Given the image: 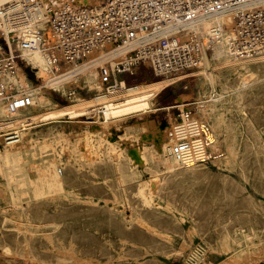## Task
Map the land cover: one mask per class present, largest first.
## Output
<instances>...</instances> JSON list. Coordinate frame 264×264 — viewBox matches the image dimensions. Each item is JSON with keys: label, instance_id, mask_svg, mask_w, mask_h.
<instances>
[{"label": "rangeland", "instance_id": "374dc122", "mask_svg": "<svg viewBox=\"0 0 264 264\" xmlns=\"http://www.w3.org/2000/svg\"><path fill=\"white\" fill-rule=\"evenodd\" d=\"M102 1L98 0L97 4H100ZM84 2L86 5H93L89 4L87 0H84ZM207 53L212 59L213 51ZM257 57L260 56L255 55L254 58L256 60L253 58L256 64L251 59L244 67L223 69L222 74L216 81V92L217 94H223L224 97H221V99L211 106L209 103L204 105H207L209 109L208 115L210 118L208 116V121L210 125L218 128L214 131L216 143L208 148L210 151H208L207 158L204 159L205 161L202 160L196 166L197 168L188 169L189 171L182 170L175 174L160 173L162 186L157 196H151L150 189H148L147 182L150 181V176L137 171L136 167H143V164L139 163L138 158L131 162V165L128 163L129 161L125 155V159H122V165L119 167V165L115 164L112 157L107 154L106 147L95 149L88 146L89 149L87 148L85 155L82 156L80 154L79 149L82 143L79 145V141H84L83 137L85 135L92 137L93 140L98 139V136L89 133V127L98 124V116L94 115V113L89 115V117H86L87 115L85 117L79 116L76 119L65 117L61 120L62 122L49 123V125L47 123L50 121H37L24 128L22 139L24 140L26 134L31 135L34 146L26 150L22 149L19 157L11 160L9 163H5L4 159H0V205L2 206H0V264H59L60 262L62 264H94L96 261L97 264H252V262L253 264H264V59H258ZM211 63L215 65L213 60H211ZM198 72L199 70L196 68L175 77L173 84L158 93L153 102L145 108L126 114L115 120H110L108 123L111 126L109 135L122 137L124 145L133 151L135 146L138 145L134 138L141 134V130L140 132L137 131L141 123L148 122L154 130H157L158 126L167 124L170 118L181 114V105H189L186 108L190 109L191 113L199 114V105L196 102L197 95L200 92L204 99H207L211 93V87L206 83H201L203 81L199 80ZM121 78L126 79L128 85L133 87L143 83H157L158 81L169 79L154 78L151 70L146 66H141L134 77L125 75ZM242 78H248L250 84L241 89L239 95L236 92L240 88L239 84ZM96 82L90 84L88 76L87 78L84 76L79 79L77 84L72 85L74 89H77V96L72 99L65 98L63 93L44 89V96L50 99V103L47 104L41 100L39 101V105L34 107L35 109L27 110L23 112V115L28 118L34 113H43V111L46 112L58 106L63 108L66 105L75 104L82 99L96 97L102 88V85ZM38 95V97H41V94L38 93ZM230 96L233 97L231 98ZM229 98L232 100L230 101ZM246 116L247 118H245ZM234 134L236 137L233 136ZM62 135H67L68 138L63 139ZM43 140H51L52 146L46 148ZM254 140L258 141L255 142ZM0 146L6 147L1 140ZM250 148L251 151H249ZM102 150L104 151L102 152ZM232 151L240 156L235 157L236 155ZM246 151L249 152L246 153ZM45 161H56V163L46 170L50 179L55 171L59 173V179L63 183V188L57 186L48 188L43 181L38 180V168H42L41 164ZM246 162L250 164H246ZM244 164L248 166H243ZM258 164H260V167ZM219 165H221L222 169L218 167ZM157 167L155 163L150 164V169L154 171H158ZM182 172L186 173L183 174ZM94 181L96 182L94 183ZM139 183L141 184L139 185ZM226 187L229 189V192H227L228 189ZM38 190L43 192L42 195H36L38 194ZM142 190L146 192V195L152 201L150 200L149 203L145 201V198L141 194ZM232 192L233 194H231ZM215 193L218 194L215 195ZM197 194L202 198L200 197L199 199ZM224 194H227V196ZM34 197L36 200H34ZM245 197L247 201L244 199ZM195 199H198L197 203ZM249 201L252 202L250 205ZM186 209H188V212ZM118 211H121L120 214H118ZM138 216L141 221L137 220ZM71 217L74 218L71 219ZM36 226L38 227L36 228ZM173 237L174 239H172ZM64 246L66 247L64 248ZM62 250H64L63 254H61ZM69 252L70 254H68ZM71 253H75L73 254L74 256ZM191 254L194 255L192 256ZM79 257L82 260H79ZM245 260L249 261L245 262ZM91 261L92 263H90Z\"/></svg>", "mask_w": 264, "mask_h": 264}, {"label": "built area", "instance_id": "2783aa9c", "mask_svg": "<svg viewBox=\"0 0 264 264\" xmlns=\"http://www.w3.org/2000/svg\"><path fill=\"white\" fill-rule=\"evenodd\" d=\"M55 1V7L50 0L0 5V140L5 146L22 141V131L30 125L16 123V114L39 105L40 89L76 98L72 85L88 76L90 84L102 85L98 96H117L133 87L121 77L136 76L141 66L154 78H175L196 69L203 50L212 51L222 40L224 26H213L206 37L195 27L216 16H234L235 34L228 42L234 54L264 52V0H103L91 6ZM34 53L49 65L50 87L34 68ZM88 63L98 64L92 78L78 74ZM21 72L27 84L19 79ZM106 111V105L93 108L94 115ZM190 147L184 140L172 145L170 153L184 161Z\"/></svg>", "mask_w": 264, "mask_h": 264}, {"label": "bare ground", "instance_id": "6f19581e", "mask_svg": "<svg viewBox=\"0 0 264 264\" xmlns=\"http://www.w3.org/2000/svg\"><path fill=\"white\" fill-rule=\"evenodd\" d=\"M11 0H0V5L2 3L8 2ZM79 4H83L85 3L84 0H77ZM89 4H93V5H98L97 1L98 0H87ZM50 2H53L52 5L53 7L56 6V1L55 0H50ZM96 3V4H95ZM234 16L232 14H222L219 16H216L214 18H211L209 20L203 21L202 23L198 24L195 27V31H197L201 36L206 37L205 35L207 34V32L209 31L210 28H212L215 25H222L224 26L223 29V37L222 40L215 44L214 49L212 50V59L210 58L209 54L207 53V49L205 48L202 52V55L200 57V61L197 65V69L199 70L198 72V76H199V80H202L203 82L201 83H206L211 87V93L209 95V97L207 99H204V97L200 94V92L197 95V99L196 102L199 105V114H190L189 118H186V112L189 111L190 109H187L186 107H188L189 105H181L180 109L181 114L178 115L177 117H172L170 118L169 122L167 124L164 125H160L157 127V130H154L152 125H150L148 122L145 123H141V125L138 127L137 131L140 132L141 130V134L138 135L135 139V142L138 143V145L135 146V149L133 151H131V149H128L122 140V137L119 138L117 136H113V135H109L110 131V125L108 124L110 122V120H115L116 118H119L121 116H124L126 114H130L133 112L138 111L139 109H143L145 108L147 105L151 104L153 102V100L155 99V97L157 96V94L164 88V87H168L170 85L173 84L174 78H169V79H165L162 81H158L157 83H143L141 85H135L134 87L128 89V90H124L121 92V94L117 95V96H112V95H101V96H96L93 97L91 99H82L79 102L75 103V104H70V105H66L63 108L58 106L55 109L46 111L43 113L38 112V113H34L33 115L29 116L28 118L22 114H16V123H25V122H29V124H24V126H28L31 125L37 121H50L47 123V125H49V123H58V122H62L61 120L65 117H68L70 119H76L79 116H86V115H91L93 112V108L94 107H99L101 105H106L107 106V111L105 112V114L99 113L96 114L98 116V124L92 125L89 127V133L93 134L95 136H98V139H94L92 137H89L88 135H85L84 141H79V145L80 143H82L80 146V154L85 155V153L87 152V148L88 146H91L92 148L95 149H100L102 147H106L105 150L107 152V154H109L112 159L114 160L116 165H119V167L122 165L121 161L122 159L125 157V155L127 156L126 159H128V163L131 164V162H133L136 158H138L139 163L143 164L141 168L136 167L138 172L142 173H146L147 175L150 176V181L147 182L148 183V189H150V193L151 196H157L158 193L161 190V186H162V178H161V174L160 173H165V174H175L179 171L182 170H187L188 169H192L194 167H196L198 164H200V162L202 160H204L205 158H207V154H208V148L212 145H214L216 143V138L214 135V131L215 128L214 125H210L209 121H208V107L207 105L204 106L206 103L213 105L214 103H216L219 99H221V97H224L223 94H217L216 92V81L218 79V77L222 74L223 69L227 68H231V69H235L238 67H244L251 59L253 60V58L255 57V55L253 56H249V57H239L238 55L234 54L231 49L228 46V42L230 40V38L234 37ZM256 56H260L257 57L258 59H264V52H260L258 54H256ZM94 58L97 57L96 54H94L93 56ZM92 57V58H93ZM31 61L34 64V68L36 71L39 70L40 75L44 78V82L47 85V87H50L49 83H48V79H50L51 75L49 74V65L47 64V61L45 60L44 56L40 53H34L32 54V56L30 57ZM255 59V58H254ZM211 60H213L215 62V65H212ZM256 60V59H255ZM259 62V61H258ZM91 63V62H90ZM253 63L254 60H253ZM256 64V63H255ZM97 63H92V64H84L82 69L80 70V73L85 74V75H89V78H92V76L94 74H96V68H97ZM251 65V64H250ZM230 69V70H231ZM259 69V68H258ZM244 70V69H243ZM259 71V70H258ZM74 73H76L75 71H73ZM227 72V71H225ZM73 73V74H74ZM72 75V74H71ZM69 75V76H71ZM20 76V80L22 81L23 84H27V79L24 75L23 72H21L19 74ZM231 76V75H230ZM238 76V75H237ZM254 76V75H253ZM75 77V75L73 76ZM226 77V76H224ZM72 78V77H70ZM87 78V76H86ZM229 78V77H228ZM220 79V78H219ZM223 79V78H222ZM234 80V79H233ZM260 81V80H259ZM262 81V80H261ZM233 82V81H232ZM241 83L239 84L240 88L237 89L236 94L240 95V90L249 86L250 81L248 80V78H242ZM98 83V82H96ZM257 83V82H256ZM262 83V82H261ZM89 84V83H88ZM225 84V83H223ZM204 85V84H203ZM221 85V84H220ZM231 86V85H230ZM237 86V85H236ZM82 87V86H81ZM98 87V86H97ZM200 87V86H199ZM222 87V86H221ZM220 87V88H221ZM218 88V87H217ZM228 88V86H227ZM238 88V87H237ZM100 89V87H99ZM206 89V88H205ZM232 89V88H231ZM230 89V90H231ZM46 90V89H45ZM201 90V89H200ZM233 90V89H232ZM249 90V89H248ZM252 90V88H251ZM257 90V89H256ZM255 90V91H256ZM40 91V92H39ZM48 91V90H47ZM222 91V90H221ZM229 91V90H228ZM253 91V90H252ZM219 92V91H218ZM243 92V91H242ZM38 93L41 94V97H39V101L42 100V102L45 103H50V99L48 97H45V91H43L42 89L38 90ZM204 93V92H203ZM262 93V92H261ZM264 93V92H263ZM254 94V93H253ZM61 95V94H60ZM208 95V94H207ZM231 95V94H230ZM237 96V95H236ZM82 97V96H81ZM231 97V96H230ZM233 97V96H232ZM231 97V98H232ZM254 97V96H253ZM237 99V98H236ZM228 100V99H227ZM230 100V98H229ZM232 100V99H231ZM230 100V101H231ZM234 100V99H233ZM246 100V99H245ZM236 101V100H235ZM227 102V101H226ZM242 102V100H241ZM250 102V101H249ZM70 103V102H69ZM224 103V101H223ZM59 104V103H58ZM227 104V103H226ZM235 104V103H234ZM220 105V104H219ZM218 105V106H219ZM222 105V104H221ZM230 105V104H229ZM209 106V107H210ZM228 106V105H227ZM236 106V104H235ZM234 106V107H235ZM45 107V106H44ZM51 107V106H50ZM241 107V106H240ZM48 108V107H47ZM218 108V107H217ZM232 108V107H231ZM35 109V108H34ZM167 109H171V108H167ZM221 109V108H220ZM223 109V108H222ZM33 110V109H32ZM48 110V109H47ZM211 110V109H210ZM244 110V109H242ZM226 111V110H225ZM241 111V110H240ZM213 112V111H212ZM230 112V111H229ZM248 112V111H247ZM224 113V112H223ZM244 113V111H243ZM218 114V113H217ZM227 114V113H225ZM234 114V113H233ZM241 114V113H240ZM248 114V113H247ZM237 115V114H236ZM231 116V114H230ZM229 116V118H230ZM245 116V115H244ZM217 117V116H216ZM224 117V116H223ZM235 117V116H234ZM210 118V116H209ZM233 118V117H232ZM236 118V117H235ZM247 118V116L245 117ZM25 119H28L26 121H24ZM241 119V117H240ZM249 119V118H248ZM216 120V119H215ZM220 120V118H219ZM233 120V119H232ZM251 120V119H250ZM73 121V120H72ZM212 121V120H211ZM225 121V120H223ZM115 122V121H113ZM218 122V121H217ZM226 122V121H225ZM245 122V121H244ZM241 122V123H244ZM70 123V122H69ZM61 124V123H60ZM63 124V123H62ZM78 124V123H77ZM111 124V123H110ZM252 124V123H251ZM67 125V124H65ZM237 125V124H236ZM240 125V124H239ZM242 125V124H241ZM255 125V124H254ZM252 125V126H254ZM63 126V125H62ZM220 126V125H219ZM216 126V127H219ZM251 126V125H250ZM255 127V126H254ZM55 128V127H54ZM65 128V127H64ZM156 128V127H155ZM247 128V127H246ZM258 128V127H257ZM28 129V128H27ZM49 129V128H48ZM232 129V128H231ZM245 129V128H244ZM243 129V130H244ZM59 130V129H58ZM82 130V129H81ZM229 130V129H228ZM237 130V129H236ZM48 131V130H47ZM233 131V130H231ZM241 131V130H240ZM246 131V130H245ZM244 131V132H245ZM260 131V130H259ZM38 132V131H37ZM42 132V131H41ZM56 132V131H55ZM59 132V131H58ZM77 132V131H76ZM88 132V131H87ZM243 132V133H244ZM249 132V131H247ZM47 133V132H46ZM218 133V132H217ZM234 133V131H233ZM67 134V133H66ZM81 134V133H80ZM228 134V133H227ZM242 134V131H241ZM252 134V133H251ZM44 135V134H43ZM47 135V134H46ZM58 135V134H57ZM220 135V134H219ZM222 135V132H221ZM220 135V136H221ZM244 135V134H243ZM259 135V134H257ZM263 135V134H262ZM41 136V135H40ZM73 136V135H72ZM235 136V134L233 135ZM34 137V136H33ZM45 137V136H43ZM61 137H63V139L68 138L67 135H62ZM70 137V135H69ZM229 137V136H228ZM236 137V136H235ZM244 137V136H243ZM249 137V136H247ZM47 138V137H46ZM80 138V137H79ZM258 138V137H257ZM263 138V137H262ZM230 139V138H229ZM233 139V138H232ZM238 139V138H237ZM240 139V138H239ZM246 139V138H245ZM249 139V138H248ZM23 140V139H22ZM189 141L191 143V147L190 150L188 152L185 153L184 155V161H180L178 159H176L175 157H173L170 153V147L174 144H177L179 142L182 141ZM264 140V139H263ZM38 141V140H37ZM44 141V140H43ZM51 141V140H50ZM49 140H45V147L47 148L48 146L51 147V143ZM74 141V140H73ZM223 141H225V139H223ZM235 141V139H234ZM245 141V140H244ZM255 141V140H254ZM253 141V144H254ZM258 141V140H257ZM255 141V142H257ZM36 142V141H35ZM75 142V141H74ZM96 142V143H95ZM227 142V141H226ZM230 142V140H229ZM106 143V145H105ZM224 143V142H223ZM263 143V142H262ZM237 144V143H236ZM234 144V145H236ZM243 144V142H242ZM221 145V144H220ZM232 145V142H231ZM233 145V146H234ZM264 145V144H263ZM34 146V141L32 140L31 135L26 134V136L24 137L23 142L18 145V146H6V147H0V159H4L5 163H9L11 160H15L16 158L19 157V154L22 153V149H27V148H32ZM61 146V145H60ZM253 146V145H252ZM251 146V147H252ZM257 146V144H256ZM66 147V146H65ZM226 147V146H225ZM229 147V146H228ZM231 147V146H230ZM235 148V147H234ZM249 148V147H248ZM89 149V148H88ZM233 149V148H232ZM262 149V148H261ZM66 150V148H65ZM94 150V149H93ZM225 150V149H224ZM223 150V151H224ZM246 150V149H245ZM249 150V149H247ZM263 150V149H262ZM99 151V150H98ZM104 150H102L103 152ZM216 151V150H215ZM237 151V150H236ZM251 151V148L250 150ZM249 151H246L249 152ZM255 151V150H254ZM90 152V151H89ZM96 152V151H95ZM100 152V153H102ZM221 152V150H220ZM226 152V150H225ZM228 152V151H227ZM233 152V151H232ZM61 153V152H60ZM92 153V152H91ZM234 153V152H233ZM236 153V152H235ZM234 153V154H235ZM239 153V152H238ZM241 153V152H240ZM245 153V152H244ZM255 153V152H254ZM63 154V153H62ZM69 154V153H66ZM88 154V153H87ZM216 154V153H215ZM226 154V153H225ZM224 154V155H225ZM230 154V153H229ZM237 154V153H236ZM235 154V155H236ZM262 154V153H261ZM65 155V154H64ZM99 155V154H97ZM211 155V154H210ZM213 155V154H212ZM227 155V154H226ZM234 155V156H235ZM244 155V154H243ZM67 156V155H66ZM65 156V157H66ZM94 156V155H93ZM103 156V155H102ZM137 156V157H135ZM233 156V155H232ZM231 156V157H232ZM240 156L239 154L236 155L235 157ZM245 156V155H244ZM251 156V155H250ZM264 156V154H263ZM92 157V156H91ZM100 157V156H99ZM228 157V156H227ZM227 157H225L227 159ZM252 157V156H251ZM69 158V157H68ZM86 158V156H85ZM240 158V157H239ZM96 159V158H95ZM125 159V158H124ZM216 159V157H215ZM247 159V158H246ZM245 159V160H246ZM70 160V159H68ZM82 160V159H81ZM88 160V159H87ZM225 160V159H224ZM223 160V161H224ZM232 160V158H231ZM236 160V159H234ZM124 161V160H123ZM205 161V160H204ZM242 161V160H241ZM263 161V160H262ZM67 162V161H66ZM89 162V161H88ZM244 162V161H243ZM54 163H56V161H45L43 162L42 168H38V180L39 181H43L48 188L53 187V186H57L59 188H63V183L62 181L59 179V173L57 171H55L54 174H52L51 179L48 177V171L46 169H49V167L51 165H53ZM65 163V162H64ZM151 163H155L158 167V171H154L152 169H150V164ZM220 163V161H219ZM231 163V162H229ZM234 163V162H233ZM252 163V162H251ZM72 164V163H71ZM129 164V165H130ZM235 164V163H234ZM242 164V163H241ZM246 164H250L247 163ZM246 164H244L243 166H245ZM40 165V166H41ZM61 165V164H60ZM113 165V164H112ZM132 165V164H131ZM229 165V164H228ZM254 165V162H253ZM260 167V164H258ZM82 166V165H81ZM153 166V165H152ZM201 166V165H199ZM221 165H219L218 167H220ZM231 166V165H230ZM235 166V165H234ZM241 166V165H240ZM248 166V165H246ZM65 167V166H64ZM69 167V166H68ZM89 167V166H87ZM134 167V166H133ZM155 167V166H154ZM227 167V166H226ZM61 168V167H60ZM111 168V167H110ZM197 168V167H196ZM221 168V167H220ZM88 169V168H87ZM86 169V171H87ZM132 169V168H131ZM222 169V168H221ZM220 169V170H221ZM227 169V168H226ZM245 169V168H244ZM247 169V168H246ZM60 170V169H59ZM63 170V169H62ZM94 170V169H93ZM118 170V169H117ZM119 170H121V168H119ZM231 170V169H230ZM237 170V169H235ZM239 170V168H238ZM76 171V170H75ZM112 171V170H111ZM132 171V170H131ZM229 171V170H228ZM85 172V171H84ZM113 172V171H112ZM184 172V171H183ZM182 172V173H183ZM227 172V171H226ZM238 172V171H237ZM242 172V171H241ZM1 173V172H0ZM79 173V172H78ZM180 173V174H182ZM186 173V172H185ZM183 173V174H185ZM17 174V173H16ZM77 174V173H76ZM80 174V173H79ZM119 174V173H118ZM134 174V173H133ZM182 174V175H183ZM192 174V173H191ZM245 174V173H244ZM254 174V173H253ZM253 174H251L253 176ZM2 175V174H1ZM15 175V174H14ZM81 175V174H80ZM89 175V174H88ZM95 175V174H94ZM93 175V176H94ZM190 175V174H189ZM193 175V174H192ZM227 175V174H226ZM242 175V174H241ZM118 176V175H117ZM181 176V175H179ZM221 176V175H220ZM232 176V175H231ZM230 176V177H231ZM244 176V175H243ZM28 177V176H27ZM112 177V176H111ZM137 177V176H135ZM140 177V176H139ZM188 177V176H187ZM229 177V176H228ZM226 177V178H228ZM245 177V176H244ZM257 177V176H256ZM195 178V176H194ZM207 178V177H206ZM246 178V177H245ZM6 179V178H5ZM101 179V178H100ZM110 179V178H109ZM190 179V178H189ZM203 179V178H202ZM225 179V178H224ZM230 179V178H229ZM235 179V177H234ZM85 180V179H84ZM164 180V179H163ZM197 180V179H196ZM228 180V179H227ZM232 180V179H231ZM80 181V180H79ZM200 181V180H199ZM253 181V180H252ZM96 181H94L95 183ZM228 182V181H227ZM230 182V181H229ZM239 182V181H238ZM2 183V182H1ZM100 183V182H98ZM192 183V182H191ZM196 183V182H194ZM236 183V182H233ZM251 183V182H250ZM81 184V182H80ZM97 184V183H96ZM141 183H139L140 185ZM142 184L144 185V183L142 182ZM166 184V183H165ZM227 184V183H226ZM229 184V183H228ZM121 185V184H120ZM183 185V184H182ZM190 185V184H188ZM187 185V186H188ZM230 185V184H229ZM235 185V184H233ZM92 186V185H91ZM239 186V185H237ZM118 187V186H117ZM146 187V186H145ZM197 187V186H196ZM195 187V188H196ZM236 187V185L234 186ZM240 187V186H239ZM251 187V186H250ZM249 187V188H250ZM19 188V187H18ZM27 188V187H26ZM25 188V189H26ZM99 188L101 189V187L99 186ZM121 188V186H120ZM172 188V187H171ZM186 188V187H185ZM223 188V187H222ZM227 188V187H226ZM238 188V187H237ZM241 188V187H240ZM23 189V188H20ZM71 189V188H70ZM106 189V188H105ZM111 189V188H110ZM144 189V188H143ZM202 189V188H201ZM228 189V188H227ZM231 189V188H230ZM233 189V188H232ZM253 189V188H252ZM24 190V189H23ZM67 190V189H66ZM82 190V189H81ZM87 190V189H86ZM99 190V189H98ZM147 190V189H146ZM180 190V188H179ZM189 190V189H188ZM199 190V189H198ZM205 190V189H204ZM224 190V189H223ZM235 190V189H234ZM238 190H240L238 188ZM247 190V189H245ZM27 191V190H26ZM90 191V190H89ZM103 191V190H102ZM128 191V190H127ZM148 191V190H147ZM197 191V190H196ZM221 191V190H220ZM219 191V193H221ZM226 191V190H225ZM232 191V190H231ZM97 192V191H96ZM105 192V191H104ZM119 192V191H118ZM137 192V191H136ZM168 192V191H167ZM188 192V191H187ZM193 192V191H192ZM191 192V193H192ZM200 192V191H199ZM224 192V191H223ZM222 192V193H223ZM229 192V189L228 191ZM226 192V193H227ZM242 192V191H241ZM247 192H249L247 190ZM256 192V191H255ZM39 195L43 192H41L40 190L37 191ZM79 194V192H77ZM129 193V191H128ZM194 193H195V189H194ZM198 193V192H197ZM225 193V192H224ZM235 193V192H234ZM239 193V192H238ZM246 193V192H245ZM81 194V193H80ZM87 194V193H85ZM142 196L145 198V201L147 203H149V201L151 200L148 195H146V192H144V190L141 191ZM187 194V193H186ZM199 194V193H198ZM197 194V195H198ZM218 193H215V195ZM233 194V192L231 193ZM258 194V193H257ZM98 195V194H97ZM122 195V194H121ZM150 195V194H149ZM162 195V194H161ZM193 195V194H191ZM196 195V197H197ZM225 195V194H224ZM230 195V194H229ZM240 195V194H239ZM243 195V194H242ZM249 195V194H248ZM52 196V194H51ZM101 196V195H100ZM116 196V194H115ZM127 196V195H126ZM125 196V197H126ZM219 196V195H218ZM223 196V194H222ZM227 196V194L225 195ZM245 196V195H244ZM247 196V195H246ZM39 197V196H38ZM90 197V196H88ZM132 197V196H131ZM139 197V196H138ZM195 197V195H194ZM199 197V195H198ZM201 197V196H200ZM199 197V199H200ZM236 197V195H235ZM253 197V196H252ZM258 197V196H257ZM256 197V198H257ZM30 198V197H29ZM37 198V196H36ZM36 198L34 197V200H36ZM47 198V197H45ZM120 198V197H119ZM123 198V197H122ZM202 198V197H201ZM217 198V197H216ZM230 198V197H229ZM232 198V197H231ZM250 198H251V194H250ZM255 198V196H254ZM3 199V198H2ZM6 199V198H5ZM8 199V198H7ZM59 199V197H58ZM66 199V198H65ZM97 199V198H96ZM105 199V198H104ZM118 199V198H117ZM128 199V198H127ZM172 199V198H171ZM234 199V198H233ZM243 199V198H242ZM246 200V197L244 198ZM249 199V197H248ZM9 200V199H8ZM13 200V199H12ZM31 200V199H30ZM38 200V199H37ZM47 200V199H45ZM52 200V198H51ZM68 200V199H67ZM129 200V199H128ZM138 200V199H137ZM157 200V199H156ZM166 200V199H165ZM168 200V199H167ZM196 200V199H195ZM204 200V199H203ZM226 200V199H225ZM250 200V199H249ZM254 200V199H253ZM10 201V200H9ZM18 201V199H17ZM48 201V200H47ZM54 201V200H53ZM52 201V202H53ZM56 201V200H55ZM106 201V199H105ZM108 201H110L108 199ZM118 201V200H117ZM143 201V200H142ZM152 201V200H151ZM198 199L196 200L197 203ZM236 201V200H235ZM247 201V200H246ZM252 201V200H251ZM40 202V201H39ZM38 202V203H39ZM42 202V201H41ZM49 202V201H48ZM52 202H50L52 204ZM77 202V201H76ZM126 202L128 203V201L126 200ZM132 202V201H131ZM145 202V203H146ZM160 202V201H159ZM166 202V201H165ZM13 203V201H12ZM33 203V202H32ZM31 203V204H32ZM57 203V202H56ZM70 203V202H69ZM102 203V202H101ZM136 203V201H135ZM144 203V202H143ZM163 203V202H162ZM200 203V202H199ZM249 201V205H250ZM261 203V202H260ZM4 204V203H3ZM72 204V203H71ZM80 204V203H79ZM134 204V203H133ZM142 204V203H141ZM194 204V203H193ZM225 204V203H224ZM7 205V204H6ZM5 205V206H6ZM30 205V204H28ZM33 205V204H32ZM56 205V204H55ZM67 205V204H66ZM70 205V204H69ZM82 205V204H81ZM107 205V204H106ZM123 205V203H122ZM157 205V204H156ZM165 206V204H163ZM187 205V204H186ZM185 205V206H186ZM198 205V204H197ZM196 205V207H197ZM226 205V204H225ZM248 205V206H249ZM1 206V205H0ZM37 206V204H36ZM58 206V205H57ZM56 206V207H57ZM75 206V205H74ZM88 206V203H87ZM93 206V205H92ZM97 206V205H95ZM108 206V205H107ZM127 206V205H125ZM158 206V205H157ZM163 206V207H164ZM190 206V205H189ZM192 206V205H191ZM254 206V205H253ZM252 206V207H253ZM259 206V205H258ZM257 206V208H258ZM2 207V206H1ZM29 207V206H28ZM77 207V206H76ZM91 207V206H90ZM98 207V206H97ZM122 207V206H121ZM137 207V206H136ZM143 207V206H142ZM148 207V206H147ZM256 207V206H255ZM17 208V207H16ZM33 208V207H32ZM39 208V207H37ZM109 208V207H108ZM115 208V207H114ZM184 208V207H183ZM187 208V207H186ZM249 208V207H248ZM247 208V209H248ZM29 209V208H28ZM73 209V208H72ZM110 209V208H109ZM130 209V208H129ZM166 209V208H165ZM193 209V208H192ZM199 209V207H198ZM254 209V208H253ZM259 209V208H258ZM261 209V208H260ZM36 210V209H35ZM86 210V209H85ZM117 210V209H116ZM128 210V209H127ZM137 210V209H136ZM175 210V209H173ZM188 209H186L187 211ZM3 211V210H1ZM13 211V210H12ZM22 211V210H21ZM26 211V210H25ZM29 211V210H27ZM32 211V210H31ZM40 211V209H39ZM97 211V210H96ZM184 211V210H183ZM249 211V210H248ZM262 211V210H261ZM16 212V211H15ZM37 212V211H36ZM43 212V211H42ZM52 212V211H51ZM57 213V211H55ZM95 212V211H94ZM119 212V211H118ZM121 212V211H120ZM120 212L118 214H120ZM177 212V211H176ZM188 212V211H187ZM246 212V211H244ZM256 212V211H255ZM254 212V213H255ZM263 212V211H262ZM2 213V212H1ZM10 213V212H9ZM173 213V212H172ZM4 214V213H3ZM8 214V213H7ZM34 214V213H33ZM53 214V213H51ZM86 214V213H85ZM110 214V213H109ZM167 214V213H166ZM183 214V213H182ZM195 214V213H194ZM193 214V215H194ZM246 214V213H245ZM30 215V214H29ZM82 215V214H81ZM134 215V214H133ZM173 215V214H172ZM190 215V214H189ZM249 215V214H248ZM32 216V215H31ZM80 216V215H79ZM83 216V215H82ZM174 216V215H173ZM181 216V215H180ZM196 216V215H195ZM251 216V215H249ZM248 216V217H249ZM6 217V216H5ZM13 217V215H12ZM22 217V216H21ZM167 217V216H166ZM240 217V216H239ZM252 217V216H251ZM20 218V217H19ZM74 218V217H73ZM71 217V219H73ZM76 218V217H75ZM125 218V217H124ZM250 218V217H249ZM18 219V218H16ZM21 219V218H20ZM30 219V218H29ZM126 219V218H125ZM124 219V220H125ZM177 219V218H176ZM127 220V219H126ZM139 220V216L138 219ZM136 220V221H137ZM179 220V219H178ZM177 220V221H178ZM183 220V219H182ZM17 221V220H16ZM27 221V220H26ZM141 221V220H139ZM176 221V220H175ZM14 222V221H13ZM122 222V221H121ZM129 222V221H128ZM190 222V221H189ZM18 223V222H17ZM28 223V222H27ZM52 223V222H51ZM123 223V222H122ZM141 223V222H140ZM228 223V222H227ZM238 223V222H237ZM12 224V223H10ZM53 224V223H52ZM127 224V223H126ZM125 224V225H126ZM194 224V222H193ZM255 224V223H254ZM15 226V225H13ZM17 226V225H16ZM192 226V225H191ZM238 226V225H237ZM256 226V224H255ZM38 226H36L37 228ZM64 227V226H62ZM72 227V226H71ZM76 227V226H75ZM119 227V225H118ZM127 227V226H124ZM131 227V226H129ZM9 228V227H8ZM12 228V227H11ZM19 228V226H18ZM35 228V227H34ZM57 228V227H56ZM222 228V227H221ZM239 228V227H238ZM5 229V228H4ZM14 229V227H13ZM46 229V228H45ZM235 229V228H234ZM12 230V229H11ZM10 231V230H9ZM23 231V230H22ZM27 231V230H25ZM70 231H72L70 229ZM186 231V230H185ZM243 231V230H242ZM13 232V231H12ZM125 232V231H124ZM196 232V230H195ZM41 233V232H40ZM109 233V232H108ZM9 234V233H8ZM10 234H15V233H10ZM39 234V233H38ZM70 234V233H69ZM94 234V233H93ZM99 234V233H98ZM105 234V233H104ZM165 234V233H164ZM6 235V234H4ZM42 235V234H41ZM46 235V234H45ZM171 235V234H170ZM186 235V234H185ZM18 236V235H17ZM22 236H24L22 234ZM43 236V235H42ZM71 236V235H70ZM1 237V236H0ZM25 237V236H24ZM51 237H53L51 235ZM102 237V236H101ZM170 237V236H169ZM46 238V237H45ZM119 238V237H118ZM245 238V237H244ZM105 239V238H104ZM169 239V238H168ZM174 239V237L172 238ZM188 239V238H187ZM4 240V238H3ZM18 240V238H17ZM49 240V238H48ZM57 240V239H56ZM102 240V239H101ZM109 240V239H108ZM123 240V239H122ZM125 240V239H124ZM257 240V239H256ZM51 241V240H50ZM59 241V240H58ZM178 241V240H177ZM181 241V240H180ZM190 241V239H189ZM250 241V240H249ZM17 242V241H16ZM123 242V241H122ZM74 243V242H73ZM107 243V241H106ZM127 243V242H126ZM125 243V244H126ZM62 244V243H61ZM217 244V242H216ZM17 245V243H16ZM54 245V244H53ZM72 245V243H71ZM87 246V245H86ZM179 248L180 246L177 245ZM218 246V244H217ZM251 246V245H250ZM22 247V246H21ZM54 247V246H53ZM66 246H64L65 248ZM240 247V246H239ZM17 248V246H16ZM23 248V247H22ZM27 248V247H26ZM56 248V247H55ZM63 248V249H64ZM71 248V247H70ZM74 248V246H73ZM192 248V247H191ZM213 248V247H212ZM5 249V248H4ZM24 249V248H23ZM58 249V248H57ZM56 249V250H57ZM175 249V248H174ZM239 249V248H238ZM61 251V249H59ZM80 250V249H79ZM176 250V249H175ZM191 250V249H190ZM226 250V249H225ZM253 250V249H252ZM251 250V251H252ZM6 251V250H5ZM28 251V250H27ZM51 251V250H50ZM68 251V250H67ZM227 251V250H226ZM250 251V252H251ZM9 252V251H8ZM16 252V250H15ZM64 250H62L63 254ZM237 252V251H236ZM261 252V251H260ZM264 252V251H263ZM6 253V252H5ZM79 253V252H78ZM164 253V252H163ZM174 253V252H172ZM231 253V252H230ZM52 254H53V250H52ZM65 254V253H64ZM70 254V252L68 253ZM72 254V253H71ZM75 254V253H73ZM72 254V255H73ZM257 254V253H256ZM262 254V253H260ZM26 255V254H25ZM67 255V253H66ZM65 255V256H66ZM176 255V254H175ZM192 256L194 254H191ZM197 255V254H196ZM233 255V254H231ZM28 256V255H26ZM74 256V255H73ZM168 256V255H166ZM254 256V255H253ZM257 256V255H256ZM260 256V255H259ZM84 257V256H83ZM191 257V256H189ZM247 257V256H246ZM74 258V257H73ZM81 257H79V260ZM90 258V257H89ZM88 258V259H89ZM92 258V257H91ZM184 258V257H183ZM245 258V257H243ZM28 259V258H26ZM32 259V258H31ZM85 259V258H84ZM102 259V258H101ZM173 259V258H172ZM182 259V258H181ZM235 259V258H234ZM248 259V258H246ZM251 259V258H250ZM35 260V259H34ZM78 260V259H77ZM76 260V263H77ZM78 260V262H79ZM94 260V259H93ZM97 260V259H96ZM95 260V261H96ZM111 260V259H110ZM252 260V259H251ZM86 262V260H84ZM89 261V260H88ZM109 261V260H108ZM107 261V262H108ZM113 261V259H112ZM231 261V260H230ZM249 261V260H245ZM38 262V261H37ZM57 262V260H56ZM82 262V261H80ZM84 262V263H85ZM102 262V261H101ZM100 262V263H101ZM106 262V263H107ZM160 262V261H159ZM163 262V261H162ZM185 262V261H184ZM260 262V261H259ZM262 262V260H261ZM36 263V262H35ZM61 263V262H60ZM59 263V264H60ZM75 263V262H74ZM92 263V261L90 262ZM166 263V262H165ZM231 263V262H230ZM233 263V262H232ZM238 263V262H237ZM243 263V261H242ZM264 263V262H263ZM56 264V263H55ZM58 264V263H57ZM62 264V263H61ZM68 264V263H67ZM70 264V263H69ZM97 264V261L96 263ZM116 264V263H115ZM253 264V262H252Z\"/></svg>", "mask_w": 264, "mask_h": 264}, {"label": "crops", "instance_id": "0c3cea01", "mask_svg": "<svg viewBox=\"0 0 264 264\" xmlns=\"http://www.w3.org/2000/svg\"><path fill=\"white\" fill-rule=\"evenodd\" d=\"M165 88H166V87H164L160 92H162ZM160 92H159V93H160Z\"/></svg>", "mask_w": 264, "mask_h": 264}, {"label": "water", "instance_id": "95a60500", "mask_svg": "<svg viewBox=\"0 0 264 264\" xmlns=\"http://www.w3.org/2000/svg\"><path fill=\"white\" fill-rule=\"evenodd\" d=\"M0 147H2V146H0Z\"/></svg>", "mask_w": 264, "mask_h": 264}]
</instances>
